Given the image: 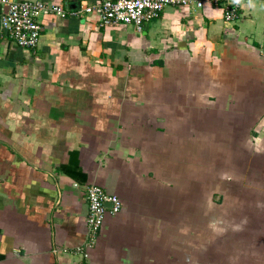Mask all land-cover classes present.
Returning <instances> with one entry per match:
<instances>
[{"label": "crops", "instance_id": "1", "mask_svg": "<svg viewBox=\"0 0 264 264\" xmlns=\"http://www.w3.org/2000/svg\"><path fill=\"white\" fill-rule=\"evenodd\" d=\"M40 1L36 50L0 31V264H264V0L142 32ZM93 184L124 209L85 258Z\"/></svg>", "mask_w": 264, "mask_h": 264}, {"label": "built area", "instance_id": "2", "mask_svg": "<svg viewBox=\"0 0 264 264\" xmlns=\"http://www.w3.org/2000/svg\"><path fill=\"white\" fill-rule=\"evenodd\" d=\"M205 2L221 7L227 22L239 18V0H200L197 7ZM192 0H100L82 7L81 12L98 17L100 28L133 26L142 32L152 22L159 20L168 7H186ZM49 16L67 17L61 5L44 3L40 0H0V31L3 40L13 47L36 50L43 37L42 19ZM85 200L88 205L86 218L87 241L84 249H78L85 258L93 248L103 227L107 214L117 215L124 209L121 199L109 194L102 187L93 184L87 187ZM111 204L112 207H107Z\"/></svg>", "mask_w": 264, "mask_h": 264}, {"label": "rangeland", "instance_id": "3", "mask_svg": "<svg viewBox=\"0 0 264 264\" xmlns=\"http://www.w3.org/2000/svg\"><path fill=\"white\" fill-rule=\"evenodd\" d=\"M255 180H257L258 182H260L261 180H260V177L259 176H255V177H252V180L251 181H255ZM216 196H217V194H215V200H216ZM260 227V226H259ZM260 230H261V232H263L264 231V224L262 225V227H260ZM214 237H215V239H216V236L215 235H213ZM264 236V235H263ZM264 238V237H263ZM259 247H262V249H261V251H262V253H264V243L263 242H259Z\"/></svg>", "mask_w": 264, "mask_h": 264}, {"label": "water", "instance_id": "4", "mask_svg": "<svg viewBox=\"0 0 264 264\" xmlns=\"http://www.w3.org/2000/svg\"><path fill=\"white\" fill-rule=\"evenodd\" d=\"M107 207L111 208V207H112V205H111V204H107Z\"/></svg>", "mask_w": 264, "mask_h": 264}]
</instances>
